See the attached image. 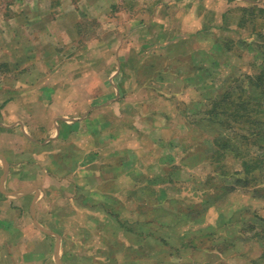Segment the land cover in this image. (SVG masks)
Wrapping results in <instances>:
<instances>
[{"label":"rangeland","instance_id":"1","mask_svg":"<svg viewBox=\"0 0 264 264\" xmlns=\"http://www.w3.org/2000/svg\"><path fill=\"white\" fill-rule=\"evenodd\" d=\"M18 1L0 0V17L17 15L19 10L12 6ZM46 1L54 8L49 22L55 21L56 25H50L53 30L50 36L45 35L47 27H41L39 39L33 41L38 46L34 48L40 52L39 82L41 86L47 85L42 82L45 76L42 62L46 52L54 47L57 53L53 62L54 82L60 86L59 81L64 80L67 86L57 90V100L62 101L60 107L64 110H71L74 105L64 104L69 98L91 100L107 87L103 84L106 71L117 65L108 56L117 48L116 36L121 32V24L125 26L130 20L136 27L137 44L142 40L141 25L154 18V10H148L146 16V7L141 4L191 0ZM91 2H95L94 8ZM68 5L75 9L73 15L65 13ZM166 10L160 15L168 13L167 21L172 20L170 27L175 31L181 19L176 21L173 16L182 13L183 20L190 16V10L172 9L169 4ZM212 12L214 15L208 17L207 24L193 26L197 43L183 50L180 44L176 46L177 63H168L165 78H172L174 83L159 84L157 75L154 78L153 74L137 75L141 82L149 80L148 86L138 89L133 85L130 97L133 106L122 108L121 120L116 119L112 125L124 127L129 120L130 128L111 146L120 149L129 144L139 149L137 153L130 150V156L135 159L122 170L127 174L136 171L139 186H127L130 179L122 175L126 187L121 188L129 196L152 197L147 205L160 212L152 215L153 231L157 233L151 240L161 239L165 247L178 246L179 255L171 264L185 263L183 247L179 248L181 243L188 251L199 247L216 255V258L205 257V264H217L218 257H223L225 264H264V73L257 77L264 70V0H224ZM68 26L73 31L67 32ZM28 32L31 41L32 33ZM71 36H76L73 43ZM96 39L100 40V49L93 50L94 54L98 58L107 57L99 65L103 72H93L96 68L88 62L85 71L89 73L82 74L80 79L66 75L64 69L70 61L74 64L73 56L81 43L87 46ZM4 70L0 64V72L12 80L15 74ZM113 78L114 84L122 80L119 74ZM246 101H250L248 107ZM80 106L84 109V104ZM243 106L248 114H243ZM93 131L97 132V128ZM160 193L165 194L163 200L159 196L155 198ZM142 201L145 200L118 205L130 209L136 206L138 211H143ZM93 208L90 206L89 212H94ZM97 214L98 217L89 214L91 217L86 219L87 223L83 222L82 232L74 226L64 233L66 250L71 249L74 254L73 262L91 263L89 257L94 251H89L92 241L85 236V226L92 230L99 219L108 229L115 221L107 214ZM118 221L137 224L143 223L144 218L119 216ZM28 224L26 219L25 228ZM32 238L41 241L40 236ZM149 243L152 252L155 243ZM197 255L202 259L205 253L200 250L193 254L194 261L202 263L204 260H197ZM49 257L52 261V256ZM165 259L162 264H166L168 255ZM146 264H156L155 259L146 260Z\"/></svg>","mask_w":264,"mask_h":264},{"label":"crops","instance_id":"2","mask_svg":"<svg viewBox=\"0 0 264 264\" xmlns=\"http://www.w3.org/2000/svg\"><path fill=\"white\" fill-rule=\"evenodd\" d=\"M222 1L141 4L146 7V16L148 10H154V18L145 20L141 25L144 30L142 40L137 44L136 27L130 24V20L125 26L121 24V32L116 36L117 48L108 56L113 57L117 65L106 71L107 81L103 84L107 87L91 100L69 98L64 104L74 105L71 110H64L60 107L62 101L57 100V90L67 86L64 80L59 81L60 86L54 82L56 69L53 62L57 54L54 47L46 52L42 62L45 73L42 82L47 85L41 86L39 82L40 52L34 48L38 46L33 41L39 39V29L43 26L47 27L45 35L50 36L53 31L50 25H56L55 21L49 22L53 19H49V15L54 8L46 0H19L12 6L14 10H19L17 15L0 17V64L5 72L15 74L12 80H8L0 72V264H36L37 261L40 264H83L73 262L74 254L71 249L66 250L64 233L74 226L82 232L83 222L87 223L86 219L93 215L98 217L97 213L107 214L115 221L108 229L99 219L92 230L84 227L86 238L92 241L89 251H94L89 257L90 264H146V260L151 262V259H155L156 264H162L166 260L165 255H168L166 264L175 262V257L179 255L178 246L165 247L161 239L151 240L157 233L153 231L151 220H155L152 215L160 212L147 205L152 197L129 196L121 188L123 185L126 187V183L121 181L122 175L130 179L127 186H139L136 171L122 173L124 167L135 159L130 156V150L137 153L139 149L129 144L120 149L111 146L130 128L129 120L124 127L117 124L114 128L112 125L116 119L121 120L122 108L133 106L130 100L133 89L148 86L149 80L141 82L137 75L153 74L154 78L157 75L159 84L165 81L167 84L174 83L172 78H165L168 63H177L176 46L180 44L183 50L197 43L198 39L193 36L197 31L193 30V26L207 24L208 17L214 15L212 8L216 10ZM168 4L172 5V9L190 10V16L184 20L182 13L173 16L176 21L181 19L177 31L170 27L173 24L172 20L167 21L168 13L160 15L167 11ZM90 5L94 8L95 2ZM66 10L68 12L65 13L70 15L75 11L69 5ZM204 16L205 19H202ZM133 24L135 26L137 21ZM71 28L68 26L66 31L71 32ZM28 31L32 33L31 41ZM75 37L71 36V43L76 40ZM99 41L96 39L87 46L81 43L73 56L74 64L70 61L64 73L81 78L82 74L89 73L85 71L88 62L96 68L93 72H103L99 65L107 57L98 58L93 51L100 49ZM116 74L121 75L122 80L114 84ZM125 75L128 76L123 80ZM66 82H69L68 79ZM78 88L81 89L80 86ZM83 104L84 109L80 106ZM94 128L97 132L93 131ZM158 196L163 200L165 194L160 193L155 198ZM139 200H145L140 202L145 205L143 211H138L136 206L131 209L119 206L121 202ZM90 206L94 207V212H89ZM119 216H138L144 221L119 224ZM26 219L29 224L25 228ZM33 235L40 236L41 241H35ZM149 242L155 243L152 252ZM182 247V257L186 258L183 259L184 264H205V257L216 258L207 249L197 247L188 251L181 243L179 248ZM200 250L205 255L202 259L197 255V260L204 261L196 263L193 254ZM217 260V264H225L223 257ZM84 264H89V260Z\"/></svg>","mask_w":264,"mask_h":264},{"label":"trees","instance_id":"3","mask_svg":"<svg viewBox=\"0 0 264 264\" xmlns=\"http://www.w3.org/2000/svg\"><path fill=\"white\" fill-rule=\"evenodd\" d=\"M262 73H264V70H261L260 72H259V74H258V76L257 77H260V75L262 74ZM250 101H246V105H245V107H248L249 106V103ZM245 107L243 106V108H244V110H243V114L245 113V114H248V110L247 109H245ZM263 155H264V153H263ZM264 162V161H263Z\"/></svg>","mask_w":264,"mask_h":264}]
</instances>
